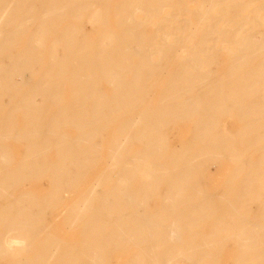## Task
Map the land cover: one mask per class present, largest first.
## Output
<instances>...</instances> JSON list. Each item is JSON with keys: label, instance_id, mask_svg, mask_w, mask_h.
Wrapping results in <instances>:
<instances>
[{"label": "bare ground", "instance_id": "bare-ground-1", "mask_svg": "<svg viewBox=\"0 0 264 264\" xmlns=\"http://www.w3.org/2000/svg\"><path fill=\"white\" fill-rule=\"evenodd\" d=\"M108 2L0 0V264H264V0Z\"/></svg>", "mask_w": 264, "mask_h": 264}, {"label": "rangeland", "instance_id": "rangeland-1", "mask_svg": "<svg viewBox=\"0 0 264 264\" xmlns=\"http://www.w3.org/2000/svg\"><path fill=\"white\" fill-rule=\"evenodd\" d=\"M114 5H115V0H109V2H108V6H109V11L111 12V14H113L112 12H113V10H112V8L114 7ZM111 16H113V15H111ZM64 23H66V22H64ZM112 23H113V20H112ZM32 27V29H35V25H32L31 26ZM88 28L89 29H91V26H88ZM145 33L148 35V34H150L151 33V29H146L145 30ZM90 34L92 35V36H96V35H98L99 34V32H95V31H93V32H90ZM58 55L59 56H64V55H66V53H65V48H63V46H59V48H58ZM69 91H70V88L68 87V85H64V94H65V96H67L68 95V93H69ZM67 98V97H66ZM2 100H3V102L5 103V105H10L9 104V102H10V96L9 95H3V97H2ZM16 117H18V120H19V124H18V126H17V129H21V128H23V125H24V117H23V115H22V111H19L18 113H17V116ZM189 129V126H188V124L186 123V124H180V123H178V124H176V131H174V134H173V139L174 140H176L177 138V136H174L175 134H178V135H180V134H183V133H185L187 130ZM66 130L67 131H69L70 133H72V134H75V132H76V130L75 129H73V128H66ZM4 143H6V144H8V145H10L11 146V151H12V153H13V156H12V161L13 162H15L16 160H18V159H20L22 156H23V154L25 153V145H26V141H20V140H16L15 138H9V139H7V140H5L4 141ZM49 156L51 157V158H53L54 156H55V153H54V151H52L50 154H49ZM217 168V167H216ZM215 168V166H212V171H213V173H217V169ZM219 169V168H218ZM214 171H216V172H214ZM46 183V180L44 179V180H40V181H38V182H33V183H31L33 186L34 185H36L37 187H38V189L40 190V188H41V186L42 185H44ZM38 184V185H37ZM36 187V188H37ZM34 190H36L37 192H39V190H37V189H34ZM44 191V189H42L40 192H43ZM74 194L76 193V191L75 192H73ZM53 227H55V228H57V229H61V230H65L64 228V226L61 224V223H58V224H56L55 226H53ZM74 232V231H73ZM73 232H72V230L71 231H68L67 230V232H66V238H65V240H63V241H67V242H70L72 239H71V237L74 235L73 234ZM75 234H77V232L75 233ZM230 246H232L231 245V243H230Z\"/></svg>", "mask_w": 264, "mask_h": 264}]
</instances>
